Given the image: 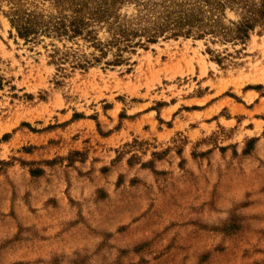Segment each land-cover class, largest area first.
<instances>
[{"label":"rangeland","instance_id":"374dc122","mask_svg":"<svg viewBox=\"0 0 264 264\" xmlns=\"http://www.w3.org/2000/svg\"><path fill=\"white\" fill-rule=\"evenodd\" d=\"M0 264H264V0H0Z\"/></svg>","mask_w":264,"mask_h":264},{"label":"trees","instance_id":"16d2710c","mask_svg":"<svg viewBox=\"0 0 264 264\" xmlns=\"http://www.w3.org/2000/svg\"><path fill=\"white\" fill-rule=\"evenodd\" d=\"M37 23L38 20H35V17L27 18L26 23H24L21 27H19V34L22 37L28 38L32 33L38 32Z\"/></svg>","mask_w":264,"mask_h":264}]
</instances>
